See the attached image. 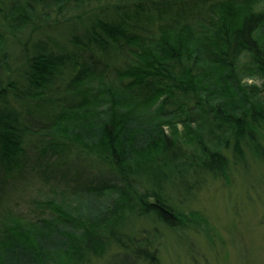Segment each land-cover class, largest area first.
<instances>
[{
	"label": "trees",
	"instance_id": "16d2710c",
	"mask_svg": "<svg viewBox=\"0 0 264 264\" xmlns=\"http://www.w3.org/2000/svg\"><path fill=\"white\" fill-rule=\"evenodd\" d=\"M263 125L264 0H0L3 248L156 264L158 226L264 161Z\"/></svg>",
	"mask_w": 264,
	"mask_h": 264
},
{
	"label": "rangeland",
	"instance_id": "374dc122",
	"mask_svg": "<svg viewBox=\"0 0 264 264\" xmlns=\"http://www.w3.org/2000/svg\"><path fill=\"white\" fill-rule=\"evenodd\" d=\"M260 136L264 146V125ZM245 161L198 192L186 206L183 225L158 226L156 264H264V161L248 153ZM29 233L0 246V264H37L48 257V239ZM113 263L108 254L91 264Z\"/></svg>",
	"mask_w": 264,
	"mask_h": 264
}]
</instances>
